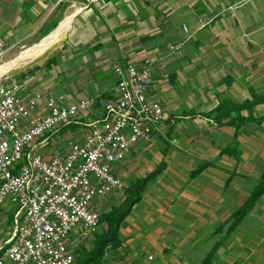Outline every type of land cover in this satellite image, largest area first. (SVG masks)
I'll list each match as a JSON object with an SVG mask.
<instances>
[{
	"label": "crops",
	"instance_id": "1",
	"mask_svg": "<svg viewBox=\"0 0 264 264\" xmlns=\"http://www.w3.org/2000/svg\"><path fill=\"white\" fill-rule=\"evenodd\" d=\"M66 18L68 29L46 49L56 53L48 76L24 81V102L42 91L85 99L90 110L115 97L116 66L148 59V99L164 112L151 141L112 167L125 190L147 180L115 252L135 261L148 249L164 264H189L192 256L201 264H264V121L256 123L264 103L242 110L239 118L250 121L240 125L231 121L235 111L221 123L208 117L222 102L264 97V0H0V63L40 45ZM28 83L38 89L25 95ZM257 188L261 195L238 218ZM14 213L10 204L0 208L1 245Z\"/></svg>",
	"mask_w": 264,
	"mask_h": 264
},
{
	"label": "built area",
	"instance_id": "2",
	"mask_svg": "<svg viewBox=\"0 0 264 264\" xmlns=\"http://www.w3.org/2000/svg\"><path fill=\"white\" fill-rule=\"evenodd\" d=\"M4 53L0 41V59ZM113 74L116 94L104 105L102 118L88 125L79 142H67L48 157L41 151L49 136L86 113L88 101L36 92L24 102L8 72L0 76V208L15 209L0 264H74L69 239L96 236L95 202L124 192L112 167L135 145L151 141L164 112L148 99L150 60L116 66Z\"/></svg>",
	"mask_w": 264,
	"mask_h": 264
},
{
	"label": "rangeland",
	"instance_id": "3",
	"mask_svg": "<svg viewBox=\"0 0 264 264\" xmlns=\"http://www.w3.org/2000/svg\"><path fill=\"white\" fill-rule=\"evenodd\" d=\"M24 51L25 50H17L16 54H14V56H12V58H9L8 60H4V62L0 63V67L6 65L10 61L17 59L19 57V55ZM55 56H56V53L53 50H48L44 54L40 55V57L38 56V57L34 58V60L29 59L28 61H22V62L18 63L17 66H15L13 69H11L8 72V76L16 75V77L13 79V81H15L20 86V89H21V86L23 85L24 81L28 77L33 76L34 81H35V79L43 78L44 76H48L47 75L48 72L45 69V65L48 62V66H49L51 64V59L54 58ZM40 64H44L43 67L39 68L38 66ZM44 69H45V71H44V75H43L42 72ZM37 83H38V85L40 84L39 82H37ZM33 85H31L29 83L26 84V86L24 87V92H27V93L25 95H29L32 93L33 90L38 89L37 84H33ZM39 88H40V86H39ZM50 91L52 94L58 93V92L54 91V88L52 86L50 87ZM40 92L42 93V91H40ZM110 98H111V96L110 97H103V98H101V100L102 101H103V99L108 100L105 102V104H106L107 102L114 99V97L111 100H110ZM101 100H100V102H97V104H94L93 108H90V110H88L86 113L78 115V118L71 124V128L69 127L68 129H63V130L57 129L53 135H50L49 140L47 141V146L44 147L43 150H45L46 153L52 154L57 150H61V149L63 150L67 142H70V141L79 142L81 140L82 136L89 130L88 125L95 122V121L100 120L101 114H102V107H103L102 105L104 104V102H102ZM41 152H43V151H41ZM125 192H126V190L123 192V194L119 198H113V199L110 198L109 200L100 201L99 206H98L99 214L100 215L106 214L111 209L117 208L119 206V204L121 203V201L123 203V201L125 200ZM104 229H105V226L100 225L97 235H99ZM96 236H94L90 240H79V239H75L74 237H71L72 239H69V249H71V251L73 252L74 259H75L74 264L79 263L80 259L77 256L78 254H80L83 251H89L92 249L93 241L95 240ZM3 242H4V240L2 238H0V245ZM1 246H3V245H1ZM123 252L124 251L117 254L115 252L114 248H112L111 246H107V249L104 251L102 264L111 263V262H108V260L109 261L111 260V259H109L111 256H113V257L117 256L118 258H121V259L124 258V260H129V261H126L127 263H131L132 260L127 258V256H125L123 254ZM168 254L169 255L173 254V249H172V251H169ZM174 255H175V252H174ZM149 256L152 257V260H148ZM202 256H204V255H202ZM202 256H201V258H202ZM177 259H180V256H177ZM188 260L190 262L189 264H201L200 259L196 262L197 258H195L193 256L191 258L189 257ZM202 260H203V258H202ZM132 262H134V264H164V261H162L161 257L156 256L154 251L148 250V249H145L143 251V253H141L139 255V257L135 261L133 260ZM131 264H133V263H131ZM180 264H182V263H180Z\"/></svg>",
	"mask_w": 264,
	"mask_h": 264
},
{
	"label": "trees",
	"instance_id": "4",
	"mask_svg": "<svg viewBox=\"0 0 264 264\" xmlns=\"http://www.w3.org/2000/svg\"><path fill=\"white\" fill-rule=\"evenodd\" d=\"M260 103H264V97L256 96V94H253L251 102L246 103L242 106H234L227 102H222V104L219 105L212 114H210L211 116L208 115V117H211L213 122L215 123H221L228 112L235 111L237 113V117L231 121H237L240 125L247 121L249 122L250 120L239 118V113L248 107L256 106ZM102 115L103 111L101 114V118ZM262 121H264V117L260 120H257L256 123H261ZM71 124L59 129L63 130L68 129L69 127L71 128ZM146 182L147 180H143L134 183L131 188L126 190L125 200L122 204H120L117 208L111 209L108 213L100 215V225L105 226V229L95 237L91 250L83 251L77 255L80 259L78 264H102L104 251L107 249V246H111L114 249L120 246V241L118 238L119 228L124 219L130 213L132 206L140 200V194ZM262 191V188L256 189L253 198L246 204L244 209L240 213H238V218L243 216L245 212L255 203L259 195H261Z\"/></svg>",
	"mask_w": 264,
	"mask_h": 264
},
{
	"label": "bare ground",
	"instance_id": "5",
	"mask_svg": "<svg viewBox=\"0 0 264 264\" xmlns=\"http://www.w3.org/2000/svg\"><path fill=\"white\" fill-rule=\"evenodd\" d=\"M70 18H66L59 26V28L57 29V31L55 33H53L51 36H49L47 39H45L40 45L35 46L32 49H28L26 51H24L23 53H21L19 55V57L9 63H7L6 65L0 67V76L6 72H8L9 70L13 69L15 66L18 65V63L22 62V61H28L29 59H33L42 55V53L46 52L47 48L50 47L51 45H53L60 37V35H62V33H64L70 24Z\"/></svg>",
	"mask_w": 264,
	"mask_h": 264
}]
</instances>
